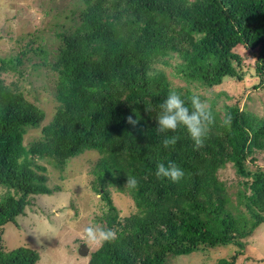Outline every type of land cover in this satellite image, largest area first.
Here are the masks:
<instances>
[{
  "label": "trees",
  "instance_id": "trees-1",
  "mask_svg": "<svg viewBox=\"0 0 264 264\" xmlns=\"http://www.w3.org/2000/svg\"><path fill=\"white\" fill-rule=\"evenodd\" d=\"M74 1L81 5L71 11L77 25L56 35L52 54L32 48L55 74L58 105L29 147L23 136L40 126L45 113L0 78V264L39 260L28 247L7 251L2 239L4 226L16 225L30 198L55 191L35 160H56L61 167L86 151L100 156L91 188L105 208L103 227L116 233L87 264H164L170 256L228 245L238 250L218 264H235L243 241L264 224V167L247 165L254 150L264 155V119L245 116L236 104L218 111L211 102L213 122L204 146L194 150L183 127L159 133L155 118L170 91L186 104L197 95L174 86L166 69L206 88L225 77L239 82L243 59L236 49L242 48L255 52L254 74L264 85V0ZM20 63L16 56L0 58V73ZM129 116L135 125L126 122ZM166 135L177 142L165 148ZM170 162L184 171L178 182L155 175L157 164ZM226 163L240 179L235 205L217 177ZM128 177L137 179L136 188L126 186ZM110 190L127 192L134 212L120 218Z\"/></svg>",
  "mask_w": 264,
  "mask_h": 264
},
{
  "label": "rangeland",
  "instance_id": "rangeland-1",
  "mask_svg": "<svg viewBox=\"0 0 264 264\" xmlns=\"http://www.w3.org/2000/svg\"><path fill=\"white\" fill-rule=\"evenodd\" d=\"M81 8L74 0H0V58L16 56L21 63L17 70L0 73L6 85L14 84L26 100L35 104L45 113V120L38 128L26 130L23 145L29 147L41 138V128L45 126L58 105L55 99V74L40 65V60L32 48L41 47L48 54L59 43V33L72 30L77 25L71 11ZM76 15V14H75ZM28 44V45H27ZM30 48V49H29ZM26 50V54H20ZM242 56V81L225 77L222 83L206 88L198 83H188L171 76L174 86L186 88L206 100L214 103L220 111L224 104L239 107L245 116L264 119V85L258 86L253 63L255 52L236 49ZM97 152L86 151L71 158L63 166L56 160L36 159V164L45 167L46 186L52 195H37L30 198V205L25 207L24 216L16 218V225L4 226L3 242L7 251L19 247L34 249L39 254L36 264H87L89 255L98 247L89 245L81 235V229L88 224L103 226L100 218L105 210L99 196L92 190V167L99 160ZM252 159L253 161H250ZM250 169L264 167V155L254 150L247 159ZM217 177L230 192L235 205V193L240 179L233 166L226 163L218 170ZM111 199L120 218L134 212V206L127 192L117 193L110 190ZM4 195L0 187V196ZM245 248L235 264H264V224L244 241ZM81 245L88 249V256L79 254ZM238 249L228 245L214 249L203 248L185 256H170L164 264H218L221 259H229Z\"/></svg>",
  "mask_w": 264,
  "mask_h": 264
},
{
  "label": "clouds",
  "instance_id": "clouds-1",
  "mask_svg": "<svg viewBox=\"0 0 264 264\" xmlns=\"http://www.w3.org/2000/svg\"><path fill=\"white\" fill-rule=\"evenodd\" d=\"M190 104V107L188 106ZM188 104L185 99L176 91H170L164 101L159 105L160 112L155 118L159 133L175 132L178 127H183L193 141V149L199 150L204 146V137L208 131V125L213 122V114L210 105L202 100L199 95H192ZM232 117L226 113L224 125L231 124ZM127 123L135 125L136 120L131 116ZM176 136H165L162 144L165 148L177 142ZM155 175L157 178H167L172 182H178L184 176V171L175 163L170 162L167 166L159 163L156 166ZM138 181L135 177H128L126 186L136 188ZM82 238L91 246L100 247L116 238L112 229H107L99 224H88L81 229ZM89 254V252H88ZM88 256V255H87Z\"/></svg>",
  "mask_w": 264,
  "mask_h": 264
},
{
  "label": "water",
  "instance_id": "water-1",
  "mask_svg": "<svg viewBox=\"0 0 264 264\" xmlns=\"http://www.w3.org/2000/svg\"><path fill=\"white\" fill-rule=\"evenodd\" d=\"M79 254L82 256H87L88 255V249L86 248L85 245H81Z\"/></svg>",
  "mask_w": 264,
  "mask_h": 264
}]
</instances>
